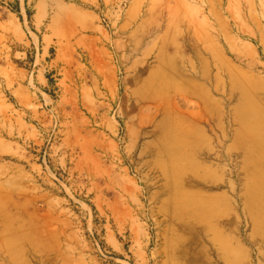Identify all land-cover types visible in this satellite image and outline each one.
Returning a JSON list of instances; mask_svg holds the SVG:
<instances>
[{"label":"rangeland","instance_id":"1","mask_svg":"<svg viewBox=\"0 0 264 264\" xmlns=\"http://www.w3.org/2000/svg\"><path fill=\"white\" fill-rule=\"evenodd\" d=\"M0 264H264V0H0Z\"/></svg>","mask_w":264,"mask_h":264},{"label":"bare ground","instance_id":"2","mask_svg":"<svg viewBox=\"0 0 264 264\" xmlns=\"http://www.w3.org/2000/svg\"><path fill=\"white\" fill-rule=\"evenodd\" d=\"M263 147V146H262ZM176 148V147H175ZM176 151V150H175Z\"/></svg>","mask_w":264,"mask_h":264}]
</instances>
